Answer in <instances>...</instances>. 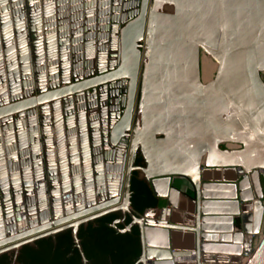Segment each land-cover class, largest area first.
Segmentation results:
<instances>
[{"label": "water", "instance_id": "water-1", "mask_svg": "<svg viewBox=\"0 0 264 264\" xmlns=\"http://www.w3.org/2000/svg\"><path fill=\"white\" fill-rule=\"evenodd\" d=\"M152 1L0 0V253L65 227L75 237L80 222L120 210L137 226L135 263L264 264V18L254 30L230 29L220 0L219 32L203 37L183 30L189 0H173L171 13L158 12L170 0ZM156 19L166 47L150 39ZM198 47L217 62L204 83ZM190 117L199 134L176 138L200 136L196 158L185 147L184 160H165L175 168L153 169L158 152L173 150L157 146L147 157L142 132L154 142L163 129L155 141L168 140L176 130L164 122L183 128ZM227 141L239 147H220ZM138 144L144 165L132 163ZM202 148L219 158L207 153L200 164ZM188 157L194 170L180 163ZM131 169L154 196L151 215L130 206ZM172 175L189 185L180 189Z\"/></svg>", "mask_w": 264, "mask_h": 264}, {"label": "trees", "instance_id": "trees-1", "mask_svg": "<svg viewBox=\"0 0 264 264\" xmlns=\"http://www.w3.org/2000/svg\"><path fill=\"white\" fill-rule=\"evenodd\" d=\"M134 164L141 163L136 154ZM131 169L128 181L130 206L135 212L152 206L155 199L148 184ZM116 212H107L79 226L76 232L82 254L87 264H133L140 252L136 224L128 231H117L109 225ZM129 217H125L128 222ZM118 226H120L118 224ZM6 255L0 257V264H8ZM16 264H82L81 255L73 245L69 229L55 233L54 242L49 236L36 240V245L23 244L17 254ZM135 264H140L139 262Z\"/></svg>", "mask_w": 264, "mask_h": 264}, {"label": "crops", "instance_id": "crops-1", "mask_svg": "<svg viewBox=\"0 0 264 264\" xmlns=\"http://www.w3.org/2000/svg\"><path fill=\"white\" fill-rule=\"evenodd\" d=\"M172 1L173 0L167 1L166 6H164V7H166V10L168 12H170V13L174 11V7L173 6L176 4V3H174L175 0L173 2ZM183 1L185 2V0H183ZM189 1L190 2L187 3V4L184 3L183 7H182L183 15H184L183 30L185 32H187V33L201 34L203 37L206 36V35H209L210 33L211 34L218 33L219 32V23H220V21L218 19V16H219V9H220V5H221V1L220 0H193V1L189 0ZM224 2H225V6H226V8H225V14H226L225 15V22H226L227 26L230 29H233L235 27V25H237V27L239 26L237 28L238 31L246 30L248 28H251V30L252 29L254 30L255 25H257V22H258L259 18H264V0H224ZM158 5L161 6L162 2L158 3ZM243 10H244V14H242ZM198 11H200V12H198ZM206 11H207V13H206ZM237 12H238V15L243 16V17H240V16L237 17ZM198 13H199V15H198ZM247 17H251L253 19V20L250 21V22H252V25H247L246 27H244V26H242V22H244ZM255 17H258V19L256 21H255ZM204 18H206L205 19L206 21L204 20ZM236 19H237V21H236ZM242 19H244V20L242 21ZM238 20H239V23H238ZM169 21L170 20H168V22ZM201 51H202V49L198 47L197 54H199ZM2 62H4V60H2ZM139 109L140 108L138 107L137 108V112H136V125L137 126H139L140 123L142 122L141 120H139L140 119V110ZM188 123H189L188 126L184 125L183 128H181V126L179 125L180 123L174 121L173 123L170 124V127H169L172 130H176L175 132H172V135L170 136L171 139L162 140V141H155L154 140V142H152L153 145L166 148V150H168V151L169 150L170 151L173 150V155L165 157L164 159L162 157V156H164L163 153L162 152H158V155H157L158 160H156L158 167L155 166V168H153V169H158V168L160 169V167H162V166H160L159 164L160 163H166L165 160H168V159L171 160L174 157L178 158L177 154H179V160L180 159L183 160L184 151L186 149L188 150V152H185V153H187V155H189L190 157H192L194 159L196 158L197 152L201 149V146H203V143H204L203 140L200 138V136H197V138H193V139L191 137L190 138H186L185 140H181V141H180V139L176 138L177 137V131L180 132V133L181 132L182 133L183 132L184 133L187 132V135L190 136V134L192 133L191 129H194V130L196 129V128L192 127V119H191V117H190ZM144 131H147V130H144ZM224 146L226 148H232V147H228L226 144ZM185 147H186V149L183 150V148H185ZM220 147H223V146H220ZM175 149H178V150L175 151ZM135 152L141 157V163L140 164L144 165L145 160H144V158L142 156V152L140 153L139 149H137L136 147H135ZM207 153L210 154V157L219 158V156L217 154H215V153H213L211 151L208 152L205 149L203 150V148H202V150H201V152L199 154L200 155L199 156V160L202 161V159L204 158V156L207 155ZM192 155H194V156H192ZM168 166H170V168H175L176 167L175 165H169V163L163 164V167H168ZM136 172H137L136 174H137L138 177L143 175V173L140 170H138V169H136ZM172 176H173V180L172 181H174V179L176 177H179L180 179L181 178L184 179L183 182L187 184L186 186L189 185V182L185 179L184 176H181V175H172ZM186 186L185 185H180V187H183V188H185ZM146 207H149V206H146ZM146 207H144L145 209L143 208L145 210L144 214H146V215L153 214L152 210L150 208L146 209ZM112 211L116 212L117 214H116V217H114L109 222V225L111 227H113L117 231H128L129 228L131 227V225L133 224V223H131L130 217L127 214L121 212L120 210H112ZM108 212H111V211H108ZM105 213H107V212H105ZM105 213H103V214H105ZM100 215H102V214H100ZM100 215L94 216V217H92V218H90V219H88V220H86L84 222H80L77 225L76 229H75V237H76V239L73 236V233H72L70 227H65V228L57 230L55 232V233H57L58 231H61V230H64V229H69L70 234L72 236L73 245L77 248V250L79 251V253L81 255L82 264H87V262H86L85 258H84V261L82 259V257H84V256L82 254L81 247H80V244H79V238L76 235L77 229H78L79 226H85L88 222H93V220L95 218H97L98 216H100ZM126 216L129 217L128 222H125V217ZM118 224L120 226H118ZM55 233L53 234V236H50V235H43V236H49L51 238V240L54 242ZM43 236H40V237H43ZM40 237H38V238H40ZM38 238L34 239L31 242H26V243H23V244H28V245H31V246H35L36 245V240ZM23 244L18 246L17 251L15 253H13L11 250L10 251H5V252H1L0 253V257H2V255L3 256L6 255L9 258L8 264H16L17 254H18V252H19V250H20V248H21V246ZM137 257H136V259H137ZM136 259L134 260L133 264L135 263Z\"/></svg>", "mask_w": 264, "mask_h": 264}, {"label": "rangeland", "instance_id": "rangeland-1", "mask_svg": "<svg viewBox=\"0 0 264 264\" xmlns=\"http://www.w3.org/2000/svg\"><path fill=\"white\" fill-rule=\"evenodd\" d=\"M150 2H152L153 3V1L152 0H150ZM150 6H151V8L149 7V11H150V9H156V7L155 6H152L151 5V3H150ZM157 11V10H156ZM159 13H162V12H166V7H164L163 5H161V7H160V9H159V11H158ZM145 37H147V34L146 33H144V38ZM142 43L144 42L145 43V39L144 40H142L141 41ZM201 53V54H200ZM199 53V55L200 56H198V63H199V73H204V75H205V78L204 77H200L201 79H199V81L200 82H207L208 80H210L211 78H212V76H213V73H214V70L216 69V66H217V62H216V60L214 59V58H212L208 53H206L204 50H202L201 52ZM141 65V64H140ZM144 65V61H142V65L141 66H143ZM201 70H203V72L201 71ZM156 72H157V68H154V72L152 73V74H156ZM142 73V71H141V67H140V72H139V79H141V76H140V74ZM151 74V75H152ZM144 79V78H143ZM172 83V82H171ZM182 81H180V84H177V83H175V85L172 83V84H169V86H168V91H169V93H170V95H171V93H173V92H177V91H181V88L183 89V87H182ZM161 84L159 83V86H160ZM162 85H164L163 83H162ZM161 87H163V86H161ZM173 87V88H172ZM139 88H140V85H138V90H137V93L138 92H140L139 91ZM170 89V90H169ZM161 90H163V91H161ZM177 90V91H176ZM162 92V93H164V87L163 88H160L159 89V92ZM136 100H138V96H136ZM164 108H167L166 107V105L164 106ZM135 109H136V104H135ZM153 109L155 110H157V108H156V106L155 107H153ZM162 110V108H160L159 109V111H161ZM136 111L134 110V117H133V120H132V122H133V126H135L136 125V113H135ZM224 115V114H223ZM165 124H166V126L168 127L172 122L170 121V122H168V125H167V122H164ZM178 123H180V122H178ZM191 132H194V129H191ZM195 134H199V132L197 131H195L194 132ZM193 133V134H194ZM197 134V135H198ZM164 136H165V134H164V131H163V129H162V131H159L158 129L156 130V131H154L153 132V138L155 139V140H160V139H163L164 138ZM181 138H184V136L183 137H181ZM140 144H138V145H136V148L137 149H139V151H140V153H141V149H140V147H138ZM220 146H224L225 145V142L222 144V143H220L219 144ZM141 146V145H140ZM225 147V146H224ZM204 159V158H203ZM203 159H202V161H203ZM202 161H200V164H201V162ZM175 178V177H174ZM184 181V179L183 178H179V177H176L175 179H174V181H173V183L176 185V186H178L180 189H184L183 187H180V185H187L186 183H184L183 182ZM263 234V230H262V215H261V217H260V222H259V225H258V231L255 233V234H252V241H254L255 243L259 240V238H260V236Z\"/></svg>", "mask_w": 264, "mask_h": 264}, {"label": "bare ground", "instance_id": "bare-ground-1", "mask_svg": "<svg viewBox=\"0 0 264 264\" xmlns=\"http://www.w3.org/2000/svg\"><path fill=\"white\" fill-rule=\"evenodd\" d=\"M193 1V0H192ZM173 6V5H172ZM174 7V6H173ZM172 7V8H173ZM197 7V6H196ZM187 9V8H186ZM194 10V9H193ZM201 10V9H200ZM241 10V9H240ZM188 11V10H187ZM203 11V10H202ZM208 11V10H207ZM207 11H206V13H207ZM211 11V10H210ZM209 11V12H210ZM196 12V11H195ZM198 12H200V11H198ZM243 13L242 14H244V10L242 11ZM152 14V13H151ZM150 14V15H151ZM202 14V13H201ZM204 14V13H203ZM241 14V13H240ZM198 15H199V13H198ZM201 16V15H200ZM238 16H240V15H238V12H237V17ZM153 17H154V14L153 15H151L150 16V18H149V21H151L152 19H153ZM240 17H243V16H240ZM206 18H204V20H205ZM211 19V18H210ZM218 19H219V21H220V18H219V16H218ZM240 19V18H239ZM235 20V19H234ZM233 20V21H234ZM244 19H242V21H243ZM149 21H148V23H149ZM206 21V20H205ZM236 21H237V19H236ZM157 19L154 21V28L153 29H155L154 31H157L158 30V28H159V26L160 25H158L157 24ZM210 22V21H209ZM213 23V22H212ZM238 23H239V20H238ZM206 24V23H205ZM233 24V23H232ZM150 25V24H149ZM212 30V29H211ZM194 32V31H193ZM166 35H167V31H166V29H164V30H158L154 35H151V41H152V44L154 45V47L155 46H161V45H164L165 47H166ZM160 37H162V40L160 41ZM198 56H199V54H198ZM153 58H154V55H153ZM199 59V58H198ZM191 67V66H190ZM201 69V68H200ZM199 63H198V76H199V79H201L200 77H204L205 78V75H204V73H199ZM189 72H188V74H187V76L188 77H190V78H192V76H193V71H192V67H191V69L190 70H188ZM202 72H203V70H201ZM153 80L152 79H150V82H152ZM161 85L160 86H163L164 87V85H162V83H160ZM173 88V87H172ZM147 91H148V93L145 91V98H149V96H150V90L149 89H146ZM170 90V89H169ZM161 91H163V90H161ZM160 91V93L162 94V92ZM177 91V90H176ZM178 92V91H177ZM172 94V93H171ZM215 102H217L216 100H214ZM166 105V103L165 104H163V107H161L162 109L164 108V106ZM155 107V106H154ZM156 108L158 109V107L156 106ZM165 109V108H164ZM152 110H154L153 109V107H148L147 108V112L148 113H150V111H152ZM156 125H157V122L158 121H153ZM140 141H142V145H143V148H144V152H146V154H147V157H150L149 156V154L150 153H154V149H156V145H153V143L150 141V139H149V135H148V133H147V131H144V132H142V135H141V137H140ZM147 143H148V145H147ZM152 143V144H151ZM186 154V153H185ZM178 156H179V154H177ZM187 155V154H186ZM177 156V157H178ZM181 156V155H180ZM168 157V156H167ZM181 158V157H180ZM181 160V159H180ZM184 160V159H183ZM180 163H183L188 169H189V167H191V169L192 170H194V166L192 165V161L188 158L186 161H181ZM163 164H166V163H160L159 165L160 166H163Z\"/></svg>", "mask_w": 264, "mask_h": 264}, {"label": "built area", "instance_id": "built-area-1", "mask_svg": "<svg viewBox=\"0 0 264 264\" xmlns=\"http://www.w3.org/2000/svg\"><path fill=\"white\" fill-rule=\"evenodd\" d=\"M259 76H260V78L262 79V81L264 82V70L259 71ZM225 144H226L228 147H232V148H234V147H239V143H237V142L227 141V142H225ZM255 244H256V243H255L254 241H252V243H251V247H252L253 245H255Z\"/></svg>", "mask_w": 264, "mask_h": 264}, {"label": "flooded vegetation", "instance_id": "flooded-vegetation-1", "mask_svg": "<svg viewBox=\"0 0 264 264\" xmlns=\"http://www.w3.org/2000/svg\"><path fill=\"white\" fill-rule=\"evenodd\" d=\"M111 88H112V87H111ZM111 88H110V89H111ZM117 88H118V87H117ZM119 94H120V93H119ZM119 94H118V98H120V96H121V95H119ZM136 154H137V153H136L135 150H134L133 155H132V163H133V159H134V157L136 156ZM133 164H134V163H133Z\"/></svg>", "mask_w": 264, "mask_h": 264}]
</instances>
